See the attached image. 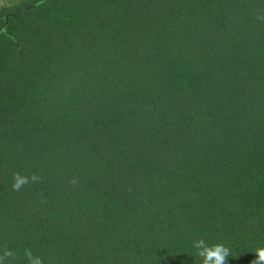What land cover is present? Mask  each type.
Listing matches in <instances>:
<instances>
[{
  "label": "trees",
  "instance_id": "16d2710c",
  "mask_svg": "<svg viewBox=\"0 0 264 264\" xmlns=\"http://www.w3.org/2000/svg\"><path fill=\"white\" fill-rule=\"evenodd\" d=\"M200 240L264 247V0H0L6 264H202Z\"/></svg>",
  "mask_w": 264,
  "mask_h": 264
},
{
  "label": "clouds",
  "instance_id": "9594fccd",
  "mask_svg": "<svg viewBox=\"0 0 264 264\" xmlns=\"http://www.w3.org/2000/svg\"><path fill=\"white\" fill-rule=\"evenodd\" d=\"M33 181H36L38 177H31ZM28 178L16 174L14 176V183L12 185L13 190H20L22 186L28 183ZM195 247L199 249V255L202 257V264H225L226 258L229 256V249L223 244H216L209 248L205 245L203 240L197 241ZM14 253L7 248L2 249L0 254V264H6V258L13 257ZM24 257L28 264H43L39 256H33L30 251L24 252ZM252 264H264V247H258L255 249V259Z\"/></svg>",
  "mask_w": 264,
  "mask_h": 264
}]
</instances>
